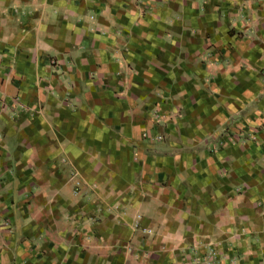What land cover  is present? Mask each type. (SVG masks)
<instances>
[{
	"label": "crops",
	"instance_id": "0c3cea01",
	"mask_svg": "<svg viewBox=\"0 0 264 264\" xmlns=\"http://www.w3.org/2000/svg\"><path fill=\"white\" fill-rule=\"evenodd\" d=\"M6 66L0 264H264V0H0Z\"/></svg>",
	"mask_w": 264,
	"mask_h": 264
},
{
	"label": "rangeland",
	"instance_id": "374dc122",
	"mask_svg": "<svg viewBox=\"0 0 264 264\" xmlns=\"http://www.w3.org/2000/svg\"><path fill=\"white\" fill-rule=\"evenodd\" d=\"M6 52L9 55H11V53H13V51H10V50H7ZM5 68H6L7 73H9V71L11 69H15V67H12V66L0 67V72H1V70H4ZM44 68H45V66L41 67L42 70ZM243 133H244L243 130H240V131H239V129H236V130L235 129H231L230 130L229 128H227V129H225V131L223 133H221V135H225L226 137H228V139H230V138H234L235 139V137H237L239 134L241 135ZM236 140H238V139H236ZM215 142H220V140L217 139V140H215ZM140 219H141V216L138 215L137 220L135 221V224H134L135 227L139 226Z\"/></svg>",
	"mask_w": 264,
	"mask_h": 264
},
{
	"label": "trees",
	"instance_id": "16d2710c",
	"mask_svg": "<svg viewBox=\"0 0 264 264\" xmlns=\"http://www.w3.org/2000/svg\"><path fill=\"white\" fill-rule=\"evenodd\" d=\"M262 74L264 75V72H262Z\"/></svg>",
	"mask_w": 264,
	"mask_h": 264
}]
</instances>
